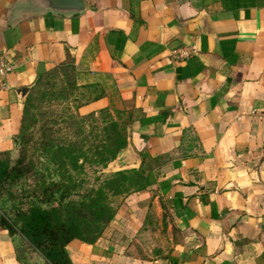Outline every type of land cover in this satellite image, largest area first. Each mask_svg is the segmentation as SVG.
<instances>
[{"label": "crops", "instance_id": "obj_1", "mask_svg": "<svg viewBox=\"0 0 264 264\" xmlns=\"http://www.w3.org/2000/svg\"><path fill=\"white\" fill-rule=\"evenodd\" d=\"M80 14L0 0V153L11 151L38 75L62 64L126 124L103 173L140 171L72 264H264V0H84ZM93 96H96V98ZM0 264H20L0 230Z\"/></svg>", "mask_w": 264, "mask_h": 264}, {"label": "trees", "instance_id": "obj_2", "mask_svg": "<svg viewBox=\"0 0 264 264\" xmlns=\"http://www.w3.org/2000/svg\"><path fill=\"white\" fill-rule=\"evenodd\" d=\"M68 64L58 67L67 65L74 69L76 75L75 67ZM56 68L38 75L25 99L21 126L13 138V148L0 153V158L15 156L14 165L0 183L9 198L7 202L19 212L20 221L31 232L36 249L37 260L30 263L14 245L16 232L13 221L1 215L0 230L8 232L20 264H72L66 247L74 240L95 244L116 214L115 201L143 190L147 181L139 170L103 173L127 146L126 124L114 118L105 122L107 125L99 134L97 129L94 133H85L82 127L78 129L76 139L69 140L56 137L60 129L54 130L53 124L59 117L54 115L51 118L44 113L41 116L48 121L41 126L39 139H34L37 122L33 113L35 96L40 95L43 102L49 104L57 101L52 92H43L42 89L44 78L53 75L51 72ZM90 100H85L77 110ZM57 105L65 109L62 104ZM102 114L110 113L105 109L97 114L77 117L85 120ZM71 118L69 115L67 119ZM31 145H36L39 151L41 159L38 163L27 160Z\"/></svg>", "mask_w": 264, "mask_h": 264}, {"label": "rangeland", "instance_id": "obj_3", "mask_svg": "<svg viewBox=\"0 0 264 264\" xmlns=\"http://www.w3.org/2000/svg\"><path fill=\"white\" fill-rule=\"evenodd\" d=\"M68 64V63H67ZM69 65V64H68ZM48 77H45L42 84L43 92H52L57 101L52 102L51 104L43 102L40 95L35 96V110L33 113L36 115V125L34 128V139H39V133L41 132V126L48 119L44 118V113H47L51 118H54V115L58 116L57 123L53 124L54 130L60 129L56 134V137H67V139L74 140L76 139L77 132L79 128L83 127L85 133L95 132L100 133L102 127H105L107 124L105 122L111 121L113 115L102 114L92 119L80 120L78 119V106L83 104L85 100H90L92 94L87 87H80L77 85L76 75L74 69L72 70L67 65L62 67H57L54 69ZM57 104H62L65 106V109H62V106ZM40 115V116H39ZM69 115H72L71 119H67ZM82 117V115H80ZM46 119V120H45ZM66 121V122H65ZM67 128V130L65 129ZM39 130V131H38ZM15 156L11 158L3 156L0 158V179L4 177L9 169L14 165ZM41 159L39 151L36 145H31L27 153V160H32L34 163H38ZM89 174L91 170L88 169ZM93 176L91 175V178ZM9 198L4 194L2 186L0 183V216L5 215L9 220L13 221V226L16 232L14 238V245L16 249L22 254V256L30 261V263L37 260L35 255L36 249L31 240V232L19 219V212L10 205L7 200Z\"/></svg>", "mask_w": 264, "mask_h": 264}, {"label": "water", "instance_id": "obj_4", "mask_svg": "<svg viewBox=\"0 0 264 264\" xmlns=\"http://www.w3.org/2000/svg\"><path fill=\"white\" fill-rule=\"evenodd\" d=\"M33 11H47L63 15L80 14L86 9L84 0H28Z\"/></svg>", "mask_w": 264, "mask_h": 264}, {"label": "built area", "instance_id": "obj_5", "mask_svg": "<svg viewBox=\"0 0 264 264\" xmlns=\"http://www.w3.org/2000/svg\"><path fill=\"white\" fill-rule=\"evenodd\" d=\"M14 70L13 65L6 59L5 56H0V85L4 84L5 78Z\"/></svg>", "mask_w": 264, "mask_h": 264}]
</instances>
